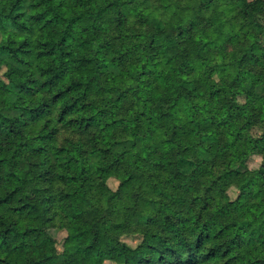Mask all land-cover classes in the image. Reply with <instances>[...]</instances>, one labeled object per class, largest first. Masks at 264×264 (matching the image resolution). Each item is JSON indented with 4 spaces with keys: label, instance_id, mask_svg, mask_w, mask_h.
Instances as JSON below:
<instances>
[{
    "label": "trees",
    "instance_id": "1",
    "mask_svg": "<svg viewBox=\"0 0 264 264\" xmlns=\"http://www.w3.org/2000/svg\"><path fill=\"white\" fill-rule=\"evenodd\" d=\"M263 16L0 0V264H264Z\"/></svg>",
    "mask_w": 264,
    "mask_h": 264
},
{
    "label": "rangeland",
    "instance_id": "2",
    "mask_svg": "<svg viewBox=\"0 0 264 264\" xmlns=\"http://www.w3.org/2000/svg\"><path fill=\"white\" fill-rule=\"evenodd\" d=\"M113 11H114V9H110L109 13H112ZM260 22L262 24V31L260 33V40L264 44V16L262 18H260ZM259 158L260 157H259L258 154L250 155L248 157L247 161H246L247 166L248 167H255L258 164V162H259ZM186 167H188V166H186ZM107 184L111 188H114L116 186V180L113 177L109 176V177H107ZM227 193H228V195L233 196L234 193H235V189L230 186L227 189ZM48 231H49V233L51 234V236L55 240L56 248L60 249L61 240H62V237L64 236V233H65L64 229L62 227H60V226H57V225H51V226H49ZM104 236H105L104 232L100 231L99 232V242L101 244L103 243ZM122 238H123V240L125 242H127L130 245H133L138 240L137 239V234L134 233V232H130L128 234H124ZM103 264H115V263H112L111 261L106 259V260L103 261Z\"/></svg>",
    "mask_w": 264,
    "mask_h": 264
}]
</instances>
